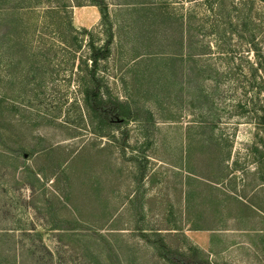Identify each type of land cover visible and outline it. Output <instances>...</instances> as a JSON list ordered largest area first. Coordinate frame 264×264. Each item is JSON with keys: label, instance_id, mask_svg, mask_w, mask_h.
<instances>
[{"label": "rangeland", "instance_id": "rangeland-1", "mask_svg": "<svg viewBox=\"0 0 264 264\" xmlns=\"http://www.w3.org/2000/svg\"><path fill=\"white\" fill-rule=\"evenodd\" d=\"M262 116L264 0H0V264H264Z\"/></svg>", "mask_w": 264, "mask_h": 264}, {"label": "trees", "instance_id": "trees-1", "mask_svg": "<svg viewBox=\"0 0 264 264\" xmlns=\"http://www.w3.org/2000/svg\"><path fill=\"white\" fill-rule=\"evenodd\" d=\"M93 61L91 60L92 63H95V57L93 56L92 57ZM183 58H180V60L182 61ZM179 60V61H180ZM93 102L91 104V109L94 111V112H97L99 113L100 115H103V118L109 120V119H112L114 116H120V111H119V108H118V105L117 104H109V105H103L101 103V101L99 102L98 99H97V95H94L91 97V99ZM260 112V111H259ZM261 120V122H260ZM263 116L260 117L258 119V122H257V126H261L262 124V121H263ZM15 264V262H14Z\"/></svg>", "mask_w": 264, "mask_h": 264}]
</instances>
